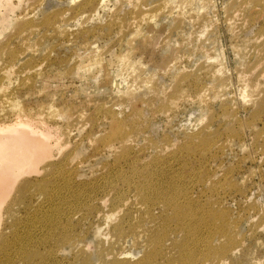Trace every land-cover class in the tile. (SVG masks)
I'll return each mask as SVG.
<instances>
[{
	"label": "rangeland",
	"instance_id": "1",
	"mask_svg": "<svg viewBox=\"0 0 264 264\" xmlns=\"http://www.w3.org/2000/svg\"><path fill=\"white\" fill-rule=\"evenodd\" d=\"M84 1L25 0L24 5L15 11L7 37H34L32 41L42 39L39 42L41 54L37 57L51 54L49 60L40 64L45 67L51 59L56 73L59 70L63 73L70 71L77 55L96 50L105 54L111 72L117 75L119 55L127 53L131 58L127 65L134 69L139 67L142 75L137 82L135 76L127 81V133H131L133 140L130 144L133 148L127 153V170L145 161L153 162L156 157L174 163L175 158L171 157L176 152L179 160L174 165L177 167L182 159L181 168L189 169L182 182L189 192H200V188L193 189L192 186L210 178L207 187L210 197V212L207 213L209 232L202 231L201 237L209 238L211 248H215L225 241L229 224L234 225L230 230L234 237H227L230 246H238L234 254L225 258L223 253L211 251V257L222 255L227 264H264V0L250 3L246 0H192L191 5L184 7L185 16L180 10V0H108L91 20L82 16L89 15L96 5L85 7ZM46 17L49 21H41ZM196 19L198 22L203 19L200 21L202 24ZM27 22L34 24L32 30L25 27ZM216 69L222 70L220 74ZM105 75L104 71H97L92 75L89 86L96 88V92H105L102 87ZM182 75L183 80L180 79ZM62 79L65 82L70 80L68 77ZM181 81H184V92L178 94L176 91ZM248 81L250 85L258 84L262 90L256 104L245 93ZM75 84L80 85V80ZM82 88L89 87L85 85ZM109 92L113 98L116 97L111 83ZM188 135L199 136L195 140L198 142H191ZM200 147L204 149L199 150ZM196 148V153L203 152H186ZM183 152L186 154L182 158ZM191 175L196 178L195 184L190 182ZM133 189L127 191L129 214L122 239L114 244L112 241L116 242L117 237L112 234L111 226L102 223L104 221L90 235L94 250L90 249L89 254L95 263L102 251L107 253L110 247L115 249V254L125 252L128 259L139 258L144 253L146 242H150V222L133 230L130 228L142 218ZM117 218L119 221L121 217ZM171 254L175 259L177 251L171 250Z\"/></svg>",
	"mask_w": 264,
	"mask_h": 264
},
{
	"label": "bare ground",
	"instance_id": "2",
	"mask_svg": "<svg viewBox=\"0 0 264 264\" xmlns=\"http://www.w3.org/2000/svg\"><path fill=\"white\" fill-rule=\"evenodd\" d=\"M24 1L0 0V264H227L222 255L211 257V251L223 253L225 258L234 254L238 246H230L227 242V237H234L233 233L230 235L234 225L229 224L225 241L215 248H211L209 238L201 237L202 231L209 232L207 213L210 212V197L207 187L210 178L195 184L196 178L191 175L190 182L195 184L193 189L200 188L201 191L189 192L182 186L189 169L181 168L182 159L177 167L174 165L179 160L176 152L171 157L175 158L174 163L156 157L153 162L145 161L127 170V153L133 148L130 146L133 141L131 133H127V81L135 76L137 82L140 68L129 67L127 63L131 58L127 53L121 54L119 71L117 75L114 73L115 76L105 54L96 50L83 56L76 54L75 64L65 73L60 70L54 72L51 59L43 67L40 63L49 60L51 54L37 57L41 54L39 42L42 39L32 41L34 37H7L15 11L24 5ZM85 1V7H96L89 15L80 14V17L91 20L108 0ZM191 1L180 0L181 5L177 6L180 5L184 12L185 5H191ZM41 21L47 22L49 17ZM200 21L197 22L202 24ZM32 25L27 22L25 27L32 30ZM97 71L106 73L102 82L103 93L89 86L92 75ZM216 71L220 74L222 70ZM183 76H179L180 79ZM65 77L70 78L69 82L62 79ZM77 80H80V85L75 84ZM184 81L180 82L176 93L184 92ZM110 83L117 100L110 95ZM85 85L89 88H82ZM245 91L254 104L262 93L258 84L250 85V81ZM189 137L191 142H198L195 140L199 136ZM197 148L186 152L201 154L203 151L196 153ZM131 189L138 198V212L142 218L130 228L133 230L150 222V242H146L144 253L139 258L128 259V254H115V249L110 247L109 252L102 251L95 263L89 254L90 249L94 250L90 235L104 221L102 223L111 226L112 234L117 237V241L113 239L112 242L115 244L122 239L129 214L127 191ZM118 216L121 217L119 221ZM171 250L177 251L175 259Z\"/></svg>",
	"mask_w": 264,
	"mask_h": 264
}]
</instances>
